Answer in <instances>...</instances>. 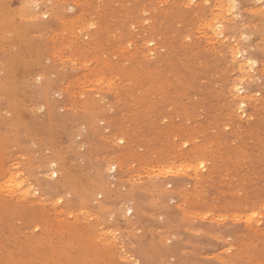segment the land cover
I'll return each instance as SVG.
<instances>
[{"label":"rangeland","instance_id":"374dc122","mask_svg":"<svg viewBox=\"0 0 264 264\" xmlns=\"http://www.w3.org/2000/svg\"><path fill=\"white\" fill-rule=\"evenodd\" d=\"M263 213L264 0H0V264H264Z\"/></svg>","mask_w":264,"mask_h":264},{"label":"bare ground","instance_id":"6f19581e","mask_svg":"<svg viewBox=\"0 0 264 264\" xmlns=\"http://www.w3.org/2000/svg\"><path fill=\"white\" fill-rule=\"evenodd\" d=\"M162 1H163V0H162ZM223 5H224V4H223ZM54 16H55V15H54ZM206 27H207V26H206ZM210 28H211V27H210ZM217 34H219V32H217ZM151 36H152V35H151ZM214 36H215V35H214ZM150 42H151V41H150ZM152 43H153V42H152ZM214 44H215V43H214ZM143 45H144V44H143ZM122 47H123V46H122ZM62 57H63V56H62ZM85 70H86V69H85ZM99 72H100V70H99ZM92 74H93V73H92ZM94 77H95V76H94ZM97 77H98V76H97ZM98 78H99V77H98ZM103 78H104V76H103ZM90 79H91V78H90ZM90 79H89V80H90ZM91 81H93V79H92ZM101 81H102V80H101ZM89 83H90V82H89ZM89 83H88V84H89ZM95 84H96V83H95ZM89 85H91V84H89ZM93 85H94V84H93ZM237 90H238V89H237ZM244 98H245V97H244ZM245 99L247 100V98H245ZM232 100H233V99H232ZM248 100H249V98H248ZM245 103H246L245 100L241 101L239 107H240V108H241V107H244ZM185 142H186V141H185ZM173 144H174V143H173ZM175 144H176V143H175ZM185 144H187V142H186ZM185 144H184V146H185ZM176 146H177V145H176ZM177 147H178V146H177ZM196 148H197V147H196ZM196 148H195V149H196ZM192 149H194V148H192ZM167 150H168V149H167ZM181 150H182V149H181ZM197 150H198V149H196V151H197ZM183 152H185V151H182L181 153H183ZM186 152H187V151H186ZM186 152L184 153L185 155L187 154ZM193 152H194V151L192 150V153H193ZM189 153H190V152H189ZM189 153H188V154H189ZM192 153H191V154H192ZM179 154H180V153H178V155H179ZM188 154H187V156H188ZM133 155H134V154H133ZM180 155H182V154H180ZM141 157H142V156H141ZM181 158H182V157H181ZM193 158H194V157H193ZM185 159H187V158L185 157ZM189 159H190V158H189ZM201 160H203V159H201ZM204 160H205V159H204ZM204 160H203V161H204ZM203 161H202V162H203ZM114 162H115V161H114ZM170 162H171V161H170ZM200 164H202V163H200ZM205 164H206V162H205ZM174 165H175V164H174ZM202 165H203V164H202ZM208 169H209V168H208ZM215 169H216V168H215ZM142 170H143V169H142ZM210 170H211V169H210ZM207 171H208V170H207ZM213 171H214V170H213ZM215 171H216V170H215ZM215 171H214V172H215ZM206 173H207V172H206ZM210 173H211V172H210ZM14 174H15V173H14ZM207 174H209V173H207ZM201 175H202V176H199L200 179L203 177V174H201ZM204 178H205V177H204ZM202 180H203V178H202ZM13 182H14V181H13ZM22 186H23V185H22ZM168 186H169V185H168ZM253 211H254V210H253ZM257 213H258V212H257ZM263 214H264V213H263ZM250 221H251V220H250ZM250 221H249V222H250ZM252 222H253V221H252ZM262 223H264V222H262ZM258 224H259V223H258ZM256 225H257V224H256ZM256 225H255V226H256ZM262 225H263V224H262ZM255 226H254V228H255ZM263 227H264V226H263ZM257 229H258V225H257ZM64 230H65V229H64ZM263 230H264V228L261 230V233H262ZM256 231H257V230H256ZM256 231H255V232H256ZM263 233H264V231H263ZM105 252H106V251H105ZM103 253H104V252H103ZM109 253H112V252L110 251ZM111 255H112V254H111ZM111 255H110V256H111ZM81 256H82V255H81ZM107 257H108V256H107ZM22 259H23V258H22ZM43 260H44V259H43Z\"/></svg>","mask_w":264,"mask_h":264}]
</instances>
